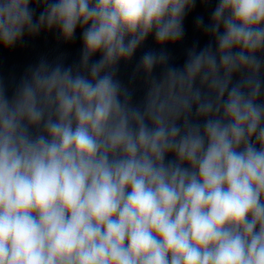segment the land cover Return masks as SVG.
Here are the masks:
<instances>
[{
	"label": "clouds",
	"instance_id": "9594fccd",
	"mask_svg": "<svg viewBox=\"0 0 264 264\" xmlns=\"http://www.w3.org/2000/svg\"><path fill=\"white\" fill-rule=\"evenodd\" d=\"M37 2L0 0V46L80 26L83 47L0 84V264H264V0H219L179 67L196 0ZM152 34L135 104L118 65Z\"/></svg>",
	"mask_w": 264,
	"mask_h": 264
}]
</instances>
